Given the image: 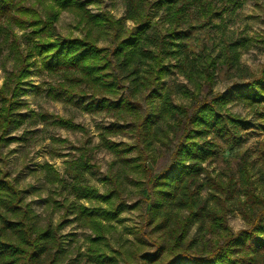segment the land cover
<instances>
[{"label": "trees", "instance_id": "obj_1", "mask_svg": "<svg viewBox=\"0 0 264 264\" xmlns=\"http://www.w3.org/2000/svg\"><path fill=\"white\" fill-rule=\"evenodd\" d=\"M0 0V45L18 49L12 25L29 29L26 51L16 53L18 69L0 87V264H65L67 250L58 230L43 225L21 190L1 167L2 148L16 140L9 128L18 124L29 87L31 68L61 74L54 96L77 100L86 111L103 112L123 121L104 128V143L122 167L138 175L136 205L141 209L137 237L128 247H112L111 224L119 215L116 187L103 194L83 187L79 179L90 168L87 152L74 162L72 190L108 208L93 213L69 204L81 226L90 231L86 258L92 264H264V167L245 149L247 137L264 121V50L257 73L240 63L237 44L212 57L201 47L211 19L221 17L228 0H127L125 28L112 15L93 14L92 0ZM45 4L42 16L35 8ZM161 9L166 26L150 21ZM61 11L75 14L86 28L83 38L60 37ZM110 32V46L97 45ZM264 47V38L259 41ZM199 49L198 51H195ZM1 52V47H0ZM222 55V56H221ZM221 56V57H220ZM176 61L171 65V61ZM178 68L193 86L182 85L176 103L163 79ZM226 73V91L213 89L217 74ZM238 102L255 119L232 112ZM58 125L79 128L65 119ZM127 130V131H126ZM133 135V143L106 139V132ZM135 152L138 162H131ZM226 164L219 171L214 165ZM52 180L62 182L57 173ZM237 212L243 227L234 231L228 215ZM110 236V237H108Z\"/></svg>", "mask_w": 264, "mask_h": 264}, {"label": "rangeland", "instance_id": "obj_2", "mask_svg": "<svg viewBox=\"0 0 264 264\" xmlns=\"http://www.w3.org/2000/svg\"><path fill=\"white\" fill-rule=\"evenodd\" d=\"M33 1L27 0L25 3L30 5ZM126 2L127 0H92L87 8L93 14L108 13L130 29L133 23L124 18ZM35 8L44 15L45 4H36ZM150 21L159 30L166 26L165 14L161 9L151 11ZM211 25L209 37L204 32L201 34L204 53L217 57L224 54L226 47L232 43L243 45L238 46L240 63L251 73H257L263 61L264 47L259 41L264 38V0H228L225 12L221 17L211 19ZM55 26L56 34L60 37L83 38L86 33L85 26L72 12L61 11ZM12 29L17 37L19 50H12L9 43L0 45V87L7 81L9 72L18 69V63H15L16 53L20 51L25 54L26 51L24 34L29 29L21 30L15 24ZM106 31L107 33L101 32L99 35V47L110 46V32ZM175 63L176 61H171V65ZM25 81L31 85L24 86L29 88L21 96L27 106L19 111L22 120L8 130L9 136L16 140L6 143L2 148V169L21 190L24 201L31 205L43 225L56 227L61 224L58 232L68 253L65 264H92L85 256L91 233L81 226L78 214L69 208L70 203L82 204L93 213H98V209L109 207L97 199L79 197L72 190L74 162L83 152H87L85 158L89 159L91 166L85 169L79 184L95 189L98 194L116 187L121 191V198L114 199L119 215L111 222L114 229L111 237H108L112 247H128L131 241H135V229L141 222V209L136 205L141 186L136 182L137 173L133 175L130 170L123 168L125 166L106 147L103 139L105 127L112 124L121 126L124 122L117 121L105 111H86L77 100L69 101L67 98L54 96L57 85L62 82L61 74H48L33 67ZM182 85L187 88L193 86L178 68L169 67L163 79V87L171 89L176 103L183 100ZM229 85L228 75L220 73L215 78L213 89L215 92H223ZM229 108L250 119L256 117L236 101L231 102ZM57 119L68 120L79 128L60 126L56 124ZM260 123L263 128L257 126L248 135L245 149L254 161L261 155L264 167V121ZM105 132L109 141H134L130 132ZM128 157L131 162H138L135 152ZM225 165H214L213 169L219 171ZM54 171L64 181L52 180ZM228 222L234 231L243 227V221L237 212L229 213Z\"/></svg>", "mask_w": 264, "mask_h": 264}]
</instances>
